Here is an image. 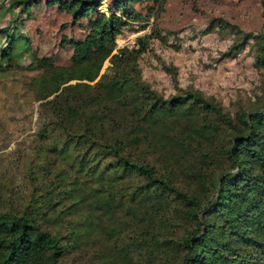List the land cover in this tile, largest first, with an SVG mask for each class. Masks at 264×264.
Segmentation results:
<instances>
[{
	"label": "trees",
	"instance_id": "1",
	"mask_svg": "<svg viewBox=\"0 0 264 264\" xmlns=\"http://www.w3.org/2000/svg\"><path fill=\"white\" fill-rule=\"evenodd\" d=\"M141 2L0 0L16 11L0 27V75L26 69L36 103L19 187H0V264H264V0L256 30L214 16L198 31L227 42L214 63L246 52L259 74V94L233 110L180 85L161 58L173 90L147 81L141 59L156 42L179 50L178 32L153 24L117 47L159 1L146 14ZM50 8L83 29L62 37L64 64L26 34L31 15Z\"/></svg>",
	"mask_w": 264,
	"mask_h": 264
},
{
	"label": "rangeland",
	"instance_id": "2",
	"mask_svg": "<svg viewBox=\"0 0 264 264\" xmlns=\"http://www.w3.org/2000/svg\"><path fill=\"white\" fill-rule=\"evenodd\" d=\"M158 1L157 10L147 20L131 22L116 37L117 47H122L132 46L135 38L149 33L153 24L164 30L178 32L182 40L179 50L156 42L153 43L154 53H148L141 59L147 81L166 93L173 90L170 76L158 67V57L177 66L180 85L195 86L206 95L220 100L228 110L235 109L238 103L247 102L254 98L253 95L259 94V74L252 67L248 53H242L235 60L214 63L213 58L227 42L216 33L207 36L198 34L206 21L214 16L223 17L247 30L258 29L262 23L259 0ZM106 4L107 1H104L100 8L104 9ZM149 5H152V0H142L135 4V8L146 14ZM15 14L16 11L8 10V4L4 3L0 10V27L6 25ZM143 24L146 25L144 30L136 29ZM25 28L30 48L38 50L41 55L56 56L61 64L66 63L69 56V46L60 47L62 37L74 39L83 34L81 26L72 23L68 14L55 8L33 13L26 21ZM23 47L19 45V49ZM31 60L27 54L22 64L26 66ZM107 66L106 62L102 72ZM27 73L25 69L20 73L7 72L0 75V187L4 184L19 187L18 177L22 175L19 150L28 146L29 110L36 106L24 90L27 77L23 74Z\"/></svg>",
	"mask_w": 264,
	"mask_h": 264
}]
</instances>
